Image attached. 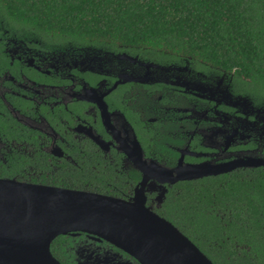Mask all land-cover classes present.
Returning a JSON list of instances; mask_svg holds the SVG:
<instances>
[{"label": "flooded vegetation", "instance_id": "flooded-vegetation-1", "mask_svg": "<svg viewBox=\"0 0 264 264\" xmlns=\"http://www.w3.org/2000/svg\"><path fill=\"white\" fill-rule=\"evenodd\" d=\"M234 74L214 63H164L126 50L52 48L0 28V178L130 200L144 180L132 148L165 170L202 165V176L169 184L160 181L166 171L151 164L147 205L161 216L167 197L185 184L264 180V97ZM105 170L122 178L114 192L92 188ZM256 207L264 219L260 196L234 210ZM186 209L178 200L170 207L173 215ZM63 236L66 264H141L86 233Z\"/></svg>", "mask_w": 264, "mask_h": 264}, {"label": "trees", "instance_id": "trees-1", "mask_svg": "<svg viewBox=\"0 0 264 264\" xmlns=\"http://www.w3.org/2000/svg\"><path fill=\"white\" fill-rule=\"evenodd\" d=\"M0 28L43 39L52 48L73 45L126 50L164 63H214L250 81L264 97V0H0ZM90 183L94 191L114 192L113 185L123 181L105 170ZM256 196L264 201V180L190 183L167 197L161 213L216 264H238L240 251L243 264H264L263 213L258 207L234 210L252 206ZM176 200L185 213L173 215ZM64 239L60 235L52 243L57 258Z\"/></svg>", "mask_w": 264, "mask_h": 264}, {"label": "water", "instance_id": "water-1", "mask_svg": "<svg viewBox=\"0 0 264 264\" xmlns=\"http://www.w3.org/2000/svg\"><path fill=\"white\" fill-rule=\"evenodd\" d=\"M131 156L144 172V180L130 200L0 178V264H63L51 245L58 236L69 233H86L141 264H215L176 225L147 205L151 164L166 171L160 181L169 184L202 176V165L165 170L156 161L145 160L140 147L132 148ZM81 251L79 248L78 253Z\"/></svg>", "mask_w": 264, "mask_h": 264}]
</instances>
